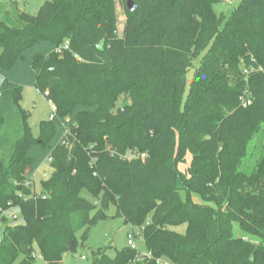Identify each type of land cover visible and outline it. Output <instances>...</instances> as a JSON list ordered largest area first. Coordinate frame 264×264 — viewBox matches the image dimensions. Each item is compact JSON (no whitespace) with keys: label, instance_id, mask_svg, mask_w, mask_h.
I'll return each instance as SVG.
<instances>
[{"label":"trees","instance_id":"16d2710c","mask_svg":"<svg viewBox=\"0 0 264 264\" xmlns=\"http://www.w3.org/2000/svg\"><path fill=\"white\" fill-rule=\"evenodd\" d=\"M131 1L46 0L36 15L0 5V130L18 121L14 142L0 134V213L18 206L22 219L5 226L0 264H65L111 206L145 254L97 249L91 264H264V0L226 20L221 0ZM24 86L54 107L36 136ZM121 94L130 103L112 112ZM48 159L35 193L24 183Z\"/></svg>","mask_w":264,"mask_h":264},{"label":"rangeland","instance_id":"374dc122","mask_svg":"<svg viewBox=\"0 0 264 264\" xmlns=\"http://www.w3.org/2000/svg\"><path fill=\"white\" fill-rule=\"evenodd\" d=\"M241 0H221L220 3L214 6V9L218 15H223L225 20L228 19L233 10L238 6ZM46 2V0H0V5L6 10H15L16 12H24L30 15H36L39 8ZM117 18H118V35L121 36L125 25V14L122 9L120 1H117L116 6ZM198 67V59L192 62L191 67L186 72L187 83L183 91V100H185L189 88L190 81L193 77L195 69ZM130 103L129 98L125 94H121L115 102L114 108L111 110L115 112L120 107ZM21 107L30 112L28 120L30 130L34 136L38 135L39 123L44 120H48L54 111V107L48 103L45 97L32 86H24L22 89V101ZM0 134L6 136L10 142H14L17 135L16 130L18 128V121L15 117H8L2 124ZM5 151V150H4ZM0 151V155L4 153ZM191 156L187 155L183 163L179 164L178 169L181 173L187 174L189 168ZM52 169L49 166V161L43 163L34 173L32 188L35 193H39L41 190V182L47 180L51 174ZM27 179L24 183L25 186L31 182V179ZM14 184L21 182L12 181ZM22 184V183H21ZM83 198L94 202L93 197L86 191H82L80 194ZM194 201L200 203V201L194 198ZM106 214L112 218L97 222L91 229L86 241L80 245L75 254H66L63 258L65 264H91L92 251L97 249L105 250V253L113 257L116 251L122 250L127 245V237L130 232L139 233L138 228L131 227L126 224L123 219L113 217L115 215V208L111 206ZM5 219V220H3ZM22 224L20 215V209L18 206H11L8 210L0 213V236L3 234L5 226H15ZM174 231L184 234L186 231V225H180L173 228ZM82 231L78 232V238L81 237ZM1 238V237H0ZM136 247L140 251V257H143L145 251L143 250V243L141 238L135 241ZM84 258V259H82ZM35 264H44L39 256H37Z\"/></svg>","mask_w":264,"mask_h":264},{"label":"built area","instance_id":"2783aa9c","mask_svg":"<svg viewBox=\"0 0 264 264\" xmlns=\"http://www.w3.org/2000/svg\"><path fill=\"white\" fill-rule=\"evenodd\" d=\"M67 47H68V45H67V43H65L64 48H67ZM58 51L60 52L61 49H57V52H58ZM244 73L247 74L248 72L245 70ZM0 80H1V79H0ZM48 103L51 104V102H48ZM250 104H251V101H250V100H246V101L243 102V105H244V106H249ZM51 105H52V104H51ZM52 106H53V105H52ZM120 109L123 110V107H120ZM67 133H68V132H66V134H67ZM61 145L67 146L66 140H62V141H61ZM122 158H123V159H126V160H133V159H141V160H144V158H145V154H139V153H137V152L129 151V152H127L125 155H123ZM47 161L50 162V159H48ZM32 181H34V180H33V177H32V179H31V182H32ZM140 238H141V237H140L139 233L130 232V233L128 234V237H127V245H128L129 247H131V248H137L136 245H135V241H136L137 239H140ZM82 259H84V258H82ZM156 264H170V263L167 262V261H165V260L158 259V260L156 261Z\"/></svg>","mask_w":264,"mask_h":264},{"label":"water","instance_id":"95a60500","mask_svg":"<svg viewBox=\"0 0 264 264\" xmlns=\"http://www.w3.org/2000/svg\"><path fill=\"white\" fill-rule=\"evenodd\" d=\"M127 7L130 11H134L136 6L134 5V3L131 0H127Z\"/></svg>","mask_w":264,"mask_h":264},{"label":"crops","instance_id":"0c3cea01","mask_svg":"<svg viewBox=\"0 0 264 264\" xmlns=\"http://www.w3.org/2000/svg\"><path fill=\"white\" fill-rule=\"evenodd\" d=\"M1 238H2V234H1V236H0ZM1 238H0V240H1Z\"/></svg>","mask_w":264,"mask_h":264}]
</instances>
